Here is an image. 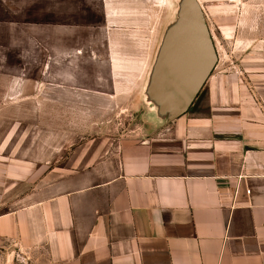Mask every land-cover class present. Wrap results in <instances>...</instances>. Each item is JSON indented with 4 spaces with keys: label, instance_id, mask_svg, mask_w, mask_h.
Instances as JSON below:
<instances>
[{
    "label": "crops",
    "instance_id": "crops-1",
    "mask_svg": "<svg viewBox=\"0 0 264 264\" xmlns=\"http://www.w3.org/2000/svg\"><path fill=\"white\" fill-rule=\"evenodd\" d=\"M87 1L0 0V67L15 57L16 95L28 51L58 41L60 5ZM94 1L112 26L143 16L136 0ZM246 49L242 78L228 77V90L213 79L208 114L170 126L161 151L120 155L115 172L91 155L42 173L0 216V264H264V41ZM110 61L116 78L131 65L115 50Z\"/></svg>",
    "mask_w": 264,
    "mask_h": 264
},
{
    "label": "rangeland",
    "instance_id": "rangeland-1",
    "mask_svg": "<svg viewBox=\"0 0 264 264\" xmlns=\"http://www.w3.org/2000/svg\"><path fill=\"white\" fill-rule=\"evenodd\" d=\"M158 1H132L143 16L115 26L105 18V2L61 4L58 41L53 50L45 44L41 53L28 51L22 71L28 82L17 95L12 81L21 68L11 66L15 57L7 56V67H0V79H7L0 82V216L20 207L42 173L53 168L80 166L92 155L91 160L110 159L115 172L120 155L161 151L170 126L208 114L212 80L225 76L228 90V77L244 74L251 53L245 48L264 41V0H203L218 61L188 112L164 125L144 89L164 33L176 20L177 4ZM113 50L131 63L120 78L110 61ZM250 56L259 59L260 52ZM6 255L3 240L0 257Z\"/></svg>",
    "mask_w": 264,
    "mask_h": 264
},
{
    "label": "water",
    "instance_id": "water-1",
    "mask_svg": "<svg viewBox=\"0 0 264 264\" xmlns=\"http://www.w3.org/2000/svg\"><path fill=\"white\" fill-rule=\"evenodd\" d=\"M176 4V20L164 33L144 89L164 125L188 112L218 61L199 2L176 0Z\"/></svg>",
    "mask_w": 264,
    "mask_h": 264
}]
</instances>
